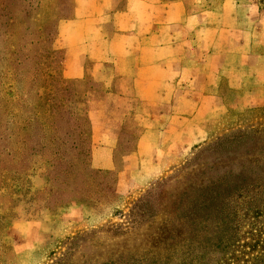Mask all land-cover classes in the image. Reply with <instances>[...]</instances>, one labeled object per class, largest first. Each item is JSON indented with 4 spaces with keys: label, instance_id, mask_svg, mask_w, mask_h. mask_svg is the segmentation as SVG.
Here are the masks:
<instances>
[{
    "label": "rangeland",
    "instance_id": "374dc122",
    "mask_svg": "<svg viewBox=\"0 0 264 264\" xmlns=\"http://www.w3.org/2000/svg\"><path fill=\"white\" fill-rule=\"evenodd\" d=\"M184 1L190 13L245 4L264 30V0ZM76 5L0 0V264H264V102L226 103L147 184L121 186L91 163L90 103L105 87L62 70ZM139 132L128 118L130 143ZM35 219L48 228L22 229L31 238L11 228Z\"/></svg>",
    "mask_w": 264,
    "mask_h": 264
},
{
    "label": "crops",
    "instance_id": "0c3cea01",
    "mask_svg": "<svg viewBox=\"0 0 264 264\" xmlns=\"http://www.w3.org/2000/svg\"><path fill=\"white\" fill-rule=\"evenodd\" d=\"M76 1L70 28L58 39L62 70L68 79L91 76L105 87L90 103L91 163L117 171L121 186L147 184L154 167L195 143L193 126L222 115L226 103L264 102V69L252 73V61L264 62V30L252 27L250 6L190 13L184 0ZM113 102L135 106L118 110ZM128 118L140 131L134 144L125 136ZM47 224L22 220L11 228L28 239L22 229Z\"/></svg>",
    "mask_w": 264,
    "mask_h": 264
}]
</instances>
